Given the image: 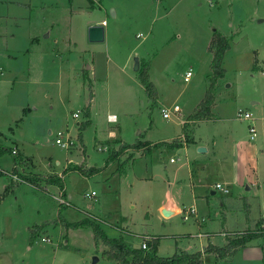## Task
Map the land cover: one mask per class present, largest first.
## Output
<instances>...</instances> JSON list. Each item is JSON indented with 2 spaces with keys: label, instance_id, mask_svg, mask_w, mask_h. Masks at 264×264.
Returning <instances> with one entry per match:
<instances>
[{
  "label": "rangeland",
  "instance_id": "obj_1",
  "mask_svg": "<svg viewBox=\"0 0 264 264\" xmlns=\"http://www.w3.org/2000/svg\"><path fill=\"white\" fill-rule=\"evenodd\" d=\"M99 25L104 41L89 42L88 28ZM214 31L230 46L212 91L214 119L188 123L209 87ZM135 58L150 67L156 104ZM175 105L181 113L163 119ZM239 112L253 117L254 141ZM59 132L72 137L69 150L55 144ZM182 137L180 148L163 145ZM0 149L16 152L0 157V264H114L101 258L104 245L95 248L92 225L131 249L157 237L159 257L256 230L264 222V0H0ZM14 171L61 178L63 189L43 182L37 190ZM6 177L13 187L2 198ZM172 202L182 213L165 218L160 206ZM262 256L264 236L227 259L205 254L203 264H264Z\"/></svg>",
  "mask_w": 264,
  "mask_h": 264
},
{
  "label": "trees",
  "instance_id": "obj_2",
  "mask_svg": "<svg viewBox=\"0 0 264 264\" xmlns=\"http://www.w3.org/2000/svg\"><path fill=\"white\" fill-rule=\"evenodd\" d=\"M229 47H230L229 40L226 37L214 31L213 37L208 47V51L212 54V63H211L212 76L210 78L209 87L207 88L204 97L200 101L198 106L187 117L186 121L188 123L214 119L213 113L211 111L212 106L214 104V95L212 91L215 86L216 79L221 77L224 73V70L221 68V63H222L223 55L229 49ZM149 71H150V67L148 63H140L137 75L145 93L147 94L149 99L153 102V104H156V101L158 99L157 90L154 84L150 80ZM92 96L93 95L90 94V100ZM86 109L88 115L90 110V104L87 106ZM188 123H185L183 125L184 129L188 126ZM89 124L90 121H86L85 123L79 125L77 141L81 146H83L82 130ZM179 142L180 139H175L171 142L163 143V145L175 149V148H180ZM190 142L192 141L190 140L186 143H190ZM143 145L146 144L137 143L135 145H132L131 147H133L134 150H139L140 147ZM101 147H105V146L101 145ZM7 152L9 154L10 153L12 154V149H0V157H2L3 154ZM113 160H114L113 155H109L108 163ZM76 170H78L81 174L85 173L84 169H76ZM95 172H96L95 169L91 170L90 174H93ZM14 175H17L19 178H21L22 183L30 185L40 191H44V187L42 185L43 182L45 185L46 184L57 185L61 191L63 189L62 187L63 183L61 181V178L55 179L52 177H45L39 174H33V175L27 174L21 176L19 174H16L15 171H14ZM6 182L8 184L5 185V189L1 195L2 198L6 196L12 190L13 187L12 185L13 183L10 182V180L7 177H6ZM263 224L264 222L262 221L259 224V227L254 231H247L235 235L232 238L228 237L227 238L228 242L223 247H218L216 245H213L210 241H208L207 245L203 248V251L201 252L188 253L186 251H179V252H175L172 256L169 257H159L157 255V247L159 244V238L157 237H153L152 239L147 240L145 242L147 247L146 250H143L140 247L131 249L126 244H124L122 240L107 238L98 225H92V233H93L92 238H93L94 246L97 250H99L100 245H104L106 247V250L102 251L101 253V258L106 261L112 262L114 264H203V256L205 254H212L218 259H226L233 257L240 248L245 246L247 242L255 238L264 236ZM81 226L82 223L77 222L67 225V228L77 229L78 227ZM35 228L36 231L32 230L30 233L31 234L30 241H33L37 231L41 230L40 227L38 226H35ZM63 247H67V246L64 245Z\"/></svg>",
  "mask_w": 264,
  "mask_h": 264
},
{
  "label": "built area",
  "instance_id": "obj_3",
  "mask_svg": "<svg viewBox=\"0 0 264 264\" xmlns=\"http://www.w3.org/2000/svg\"><path fill=\"white\" fill-rule=\"evenodd\" d=\"M191 76H192V71H187L186 74H185V77H184V82H188ZM161 113H162V118L163 119H169L172 113L180 114L181 113V109L178 106L175 105L171 109H163L161 111ZM73 118L74 119L78 118V115L74 114ZM238 118L240 120L245 121V122L248 123L247 131H248V134H249V139L251 141H254V139L256 138L257 131H256V128H255V125H254L253 117L250 114H248V113L242 114L241 112H239L238 113ZM108 121H112L113 122L114 121V117H108ZM55 144L58 147H60L61 149H63V150H69L71 147H73V145L75 143H74V141H73L71 136L64 135L62 132H59L56 135ZM12 154H16V152L13 151ZM170 162L172 163L173 160L170 159ZM215 189L221 191L224 194L228 193V190L225 189L223 186H221L219 184L215 185ZM86 196L87 197H91V196L96 197V194H95V192H92L90 195L87 194ZM192 213H193V211L190 210L188 214H192ZM42 241H45V240L42 239ZM140 248L143 249V250L147 249L145 242L141 243Z\"/></svg>",
  "mask_w": 264,
  "mask_h": 264
},
{
  "label": "water",
  "instance_id": "obj_4",
  "mask_svg": "<svg viewBox=\"0 0 264 264\" xmlns=\"http://www.w3.org/2000/svg\"><path fill=\"white\" fill-rule=\"evenodd\" d=\"M112 14H114V12L112 11ZM88 40L91 43H101L104 41V26L103 25H99V26H90L88 28ZM139 60L138 58L134 59V66H133V70L137 73L139 70ZM89 69V68H88ZM50 134V132H49ZM199 152H205V149H199ZM212 194H214L212 192ZM161 214L164 217H170L174 214V211H171L169 209H161ZM99 261L98 257H94L92 259V263L91 264H97Z\"/></svg>",
  "mask_w": 264,
  "mask_h": 264
},
{
  "label": "crops",
  "instance_id": "obj_5",
  "mask_svg": "<svg viewBox=\"0 0 264 264\" xmlns=\"http://www.w3.org/2000/svg\"><path fill=\"white\" fill-rule=\"evenodd\" d=\"M105 32V31H104ZM104 36H105V34H104ZM92 99H93V96H92V98H91V100H90V108H91V105H92ZM110 117H114V116H110ZM109 122H112V121H109ZM192 123H198V122H192ZM256 137H257V134H256ZM181 141L182 140H184V138L182 137L181 139H180ZM191 141H193L192 140V138L190 139ZM184 144H186V145H188V143H183V145ZM112 147V146H111ZM100 151H103V152H109L108 150L110 149L109 147H100ZM144 156V155H143ZM131 160H134V157L133 158H131ZM83 169V168H82ZM214 193V192H213ZM96 194V193H95ZM169 209V210H173L174 211V214L172 215V216H174V215H178V214H181L182 213V211H181V209L179 208V206L178 205H176L174 202H172L171 203V205L169 204L168 206H165V204H163L162 206H160V211H161V209ZM193 215H195V211L192 213ZM166 218V217H165ZM185 220H186V218H185ZM127 222V221H126ZM201 222H203V220H201ZM128 223V222H127ZM200 223V222H199ZM264 225V224H263ZM202 236V235H201ZM227 242L228 241H226L225 243L223 242L222 244H220L218 247H223V246H225L226 244H227ZM202 245V247H205L206 245H207V243L206 244H204V243H202L201 244ZM248 250V248H245V251H247ZM249 251H251V250H248V252ZM260 257V256H259ZM261 258H264V256H262ZM227 259V258H226Z\"/></svg>",
  "mask_w": 264,
  "mask_h": 264
}]
</instances>
